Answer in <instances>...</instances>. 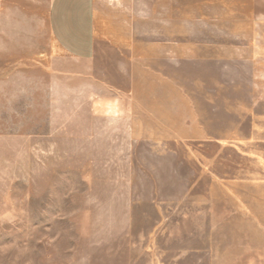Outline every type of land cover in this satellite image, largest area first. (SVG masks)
<instances>
[{"label": "rangeland", "instance_id": "obj_1", "mask_svg": "<svg viewBox=\"0 0 264 264\" xmlns=\"http://www.w3.org/2000/svg\"><path fill=\"white\" fill-rule=\"evenodd\" d=\"M234 3L96 0L93 68H53L49 0H0V264H264V40Z\"/></svg>", "mask_w": 264, "mask_h": 264}, {"label": "crops", "instance_id": "obj_2", "mask_svg": "<svg viewBox=\"0 0 264 264\" xmlns=\"http://www.w3.org/2000/svg\"><path fill=\"white\" fill-rule=\"evenodd\" d=\"M232 1L236 9H247L238 23L250 27L255 41L264 40V0ZM48 25L60 52L53 68H93L98 54L96 0H49Z\"/></svg>", "mask_w": 264, "mask_h": 264}]
</instances>
